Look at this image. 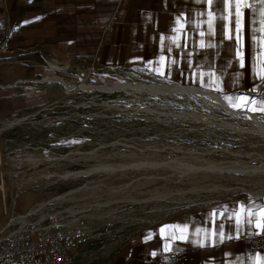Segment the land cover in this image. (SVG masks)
<instances>
[{"label":"rangeland","instance_id":"1","mask_svg":"<svg viewBox=\"0 0 264 264\" xmlns=\"http://www.w3.org/2000/svg\"><path fill=\"white\" fill-rule=\"evenodd\" d=\"M162 1L0 0L24 27L19 59L34 64L27 105L0 117L21 119L0 129V185L15 218L1 231L23 215L24 226L57 220L88 232L72 264H182L184 215L264 197V173L247 169L264 167V135L243 112L264 124L263 81L235 84L230 69L163 52V36L176 35L154 16ZM255 72L245 71L251 82ZM51 75L70 85L41 80Z\"/></svg>","mask_w":264,"mask_h":264},{"label":"crops","instance_id":"2","mask_svg":"<svg viewBox=\"0 0 264 264\" xmlns=\"http://www.w3.org/2000/svg\"><path fill=\"white\" fill-rule=\"evenodd\" d=\"M2 11L0 6V23L8 25L10 32L0 48V117L27 105V89L30 91L34 87L25 84L34 70L29 67L34 64L27 67L17 55L20 47L16 45V40L24 34L21 32L24 28L20 25L21 19H12L7 14L3 15ZM154 16L157 22H164V33L173 31L176 35L163 36V42L159 43L163 52H167V47L171 48L170 52H182L196 68L230 69L231 79L239 80L235 84L258 86L259 81L264 83V0H163ZM51 66L58 68L53 63ZM248 70L256 71L251 77L254 82L246 77L245 71ZM51 77L59 76L51 75L41 80L54 81ZM246 91L253 92L250 89ZM211 92L221 97L218 92ZM259 97L261 104L264 101L263 91ZM26 159L31 163L35 161L32 157ZM2 187L1 184L0 228L8 227L9 222L15 219L10 217L12 205ZM263 198H240L226 204L217 215L206 210L184 215L182 264H264V250L243 241L246 236L264 233ZM40 205L42 203L37 209ZM24 218L25 215L20 216L19 226L26 223ZM188 219L192 221L188 222ZM198 221L201 227H198ZM148 239L153 240L154 237ZM198 246L211 247V250L202 253ZM171 256L165 255L162 261L169 263Z\"/></svg>","mask_w":264,"mask_h":264},{"label":"built area","instance_id":"3","mask_svg":"<svg viewBox=\"0 0 264 264\" xmlns=\"http://www.w3.org/2000/svg\"><path fill=\"white\" fill-rule=\"evenodd\" d=\"M8 25L0 23V48L8 37ZM84 77V74H81ZM88 235L82 226L54 220L39 227L0 232V264H72L77 246ZM244 243L264 250V233L246 236Z\"/></svg>","mask_w":264,"mask_h":264},{"label":"bare ground","instance_id":"4","mask_svg":"<svg viewBox=\"0 0 264 264\" xmlns=\"http://www.w3.org/2000/svg\"><path fill=\"white\" fill-rule=\"evenodd\" d=\"M51 78H53L55 81L56 80H58V81H60L65 87H67L68 86V84L63 80V79H61V78H59V77H51ZM48 80V79H47ZM84 87H86L87 85H83ZM134 86H141V85H139V84H134ZM153 86V85H152ZM155 87V86H154ZM156 87H158L157 85H156ZM158 88H161V87H158ZM175 90L176 89H193V90H198V91H200V92H204V93H207V94H211V95H214L215 97H216V99L219 101V103L220 104H222V105H224L226 108H228V109H230V110H233V109H231L226 103H225V101L217 94V93H214V92H211V91H207V90H204V89H201L200 87H195V86H190V85H184V86H180V85H178V86H175V87H173ZM163 90V89H162ZM227 109V110H228ZM233 111H235V112H238L237 110H233ZM249 114V116L251 117V119H252V122L257 126L256 128H254V129H249V130H251V131H257V132H259V133H261V134H263L264 135V124L262 123V121H260L259 119H258V117L256 116V115H254V114H252V113H248ZM21 119L20 118H17V119H14V120H10V121H8V122H5V123H3L1 126H0V129H3V128H6L7 126H12L13 124H15V123H17V122H19ZM217 124L219 125V126H222V127H224V128H236V126L233 124V123H231L230 121H227V120H219L218 122H217ZM188 164V163H187ZM207 164V163H206ZM182 166H184V165H182ZM205 167H208V166H205ZM209 167H215V168H222L223 166H221V164H216V163H213V166L211 165V166H209ZM208 167V168H209ZM105 168L107 169V170H110V169H114V166H111V165H106L105 166ZM185 168V167H184ZM189 168V167H188ZM247 169H250V171H253V172H256V173H264V167H261V166H253V167H249V168H247ZM247 169H245V170H247ZM25 225V224H24ZM23 225V226H24ZM23 226H19L18 228L20 229V228H22Z\"/></svg>","mask_w":264,"mask_h":264}]
</instances>
